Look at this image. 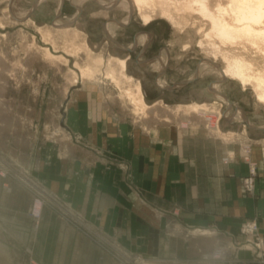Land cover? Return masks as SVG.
I'll return each mask as SVG.
<instances>
[{"label": "crops", "instance_id": "obj_1", "mask_svg": "<svg viewBox=\"0 0 264 264\" xmlns=\"http://www.w3.org/2000/svg\"><path fill=\"white\" fill-rule=\"evenodd\" d=\"M97 111L78 113L74 131L87 145H75L54 176L58 187L71 165L79 212L92 225L67 224L43 200L39 218L31 217L32 195L0 177V264H128V251L152 264H220L235 261L227 254L220 259V248L229 243L227 249L234 251L244 220H256L264 235V128L256 129L264 120L253 123L241 142L227 143L205 135V126L184 132L176 124L159 123L145 133L126 121L98 118ZM221 121L223 128L235 122ZM247 140L253 144L248 162L240 157ZM100 151L105 159L119 157L129 164L130 179L97 160ZM252 167L255 190L246 196L241 183ZM113 201L120 204L117 213ZM128 202L142 215L132 217ZM250 257L239 251L236 261Z\"/></svg>", "mask_w": 264, "mask_h": 264}, {"label": "rangeland", "instance_id": "obj_2", "mask_svg": "<svg viewBox=\"0 0 264 264\" xmlns=\"http://www.w3.org/2000/svg\"><path fill=\"white\" fill-rule=\"evenodd\" d=\"M37 1L0 0V22L3 24V27L0 26L1 182L3 183L8 179L14 180L19 189L32 195L33 205L29 211L31 217L39 218L34 213V206L37 200H43L44 204L56 212L67 224L88 226L92 224L83 217L77 206L79 190L75 181L76 178L72 176L71 165L67 174L62 177L63 182L58 183V187H55L56 181H54V176L60 173L61 160L66 162L68 158L72 157L75 145L78 146L79 143L87 145L84 142L87 140L82 137L79 138L74 131V121L78 113L85 114L87 110L91 113L95 107L98 110V118H105L115 123L120 120L126 121L129 126L141 127L145 133L150 130L152 125L159 123L178 124L177 126H180L181 120L172 118V123H164L158 122L152 116H149L147 120L138 119L132 114L131 105L121 98L119 90L101 74L97 75L93 81L86 83V89L91 90V92L80 90V79L77 86L70 87L67 80V69L74 68L75 62L83 64L85 56L80 54L77 57L68 58V65L63 66L45 61L41 54L36 52V46H44L36 31V26L47 25L53 28L52 24L56 16L54 10L57 4L56 0H47L37 7ZM102 1L106 5H99L94 0L83 3L81 5L82 11L75 21H72L71 18L77 10L70 1H65L59 17L63 24L72 21V25L84 33L93 56L101 55L105 59L109 55L119 58L127 56V74L141 83L148 104L155 102V100H161L167 105L189 104L191 102L211 104L216 101L214 100L215 97L209 95L208 92L212 91L210 90L211 85L219 80L217 75L214 73L197 75L198 66L206 57V52L198 46L199 35L191 31L188 33L189 29L183 32H175L170 24L162 19H156L150 26L144 27L138 17L133 14L127 26H119L114 30L115 34L112 40L118 44L115 45L110 40V36H107L106 24L115 21L121 22L127 12L115 6L105 9L108 4L113 2L112 5H114L119 0ZM27 19L32 22L23 23ZM143 32L150 35L147 44H137L132 48V51H126L124 47L132 45L135 38ZM55 40L57 51L61 52L62 41L60 37L55 36ZM188 42V48H184ZM162 49H167L169 60L164 68H159V71L152 65V60L160 56ZM162 69L163 71H161ZM101 70H104L103 66ZM159 77H162V80L167 83L166 88L157 86L156 82ZM189 78L192 80L181 85L178 89V86L188 81ZM89 85L91 86L90 89ZM221 91L222 93L225 91L223 94L229 99L230 104L225 105L217 100L218 105L216 107L221 112L218 125L223 133L233 132L234 135L226 137L228 140H225L224 137L223 139L211 132L209 133L203 122L196 123L193 119V122L190 120V124L196 123L193 126L197 128L205 126V135L221 141L234 143L239 140L241 142L246 137L245 134L250 127L244 120L245 118L233 120L235 121L233 124L228 122L226 128L221 126L223 122L221 119L228 120V117H234V114L241 109L246 118H249V122L254 125L253 123L264 120V106L256 102L249 87L244 91L236 82L230 81L222 84ZM65 92L67 93L65 94ZM90 103L91 106L89 107ZM229 106L231 111L229 108L227 109ZM184 127L186 126L182 124L180 129H184ZM237 127H240L239 132L236 131ZM99 132L97 129L98 137L101 134ZM252 145V140L242 142L240 157L243 160L246 154L250 157ZM246 147H249V151L245 154ZM102 152L96 153L97 160H106L104 163L107 166L122 169L121 171L126 173L125 179L127 180L130 177L128 175L129 164L119 157L105 159V154ZM51 176H53L52 179ZM243 195L248 196L247 194ZM119 205V203L112 202L113 210L116 213ZM126 209L132 217L142 215L133 202H128ZM145 219L152 223L150 216H146ZM250 220L254 219H246L239 226L238 235L243 237L240 239V243H246V240L251 239L248 235H242L240 232L242 225ZM201 232L209 233L207 231L197 233ZM112 238L114 239V237ZM239 244L236 243L233 252L227 249L228 246H231L229 243H225L220 248L222 255L227 254L228 258L232 257L235 260L234 262L224 260L225 262L220 264H256L252 259L253 249H247L251 255L249 261H236L238 259L237 253L242 247L238 246ZM246 245L248 244L246 243ZM128 252L132 254H128V264H147L149 262L142 261L140 259L143 258L141 254ZM136 254L137 257H135ZM131 260L134 261L130 262Z\"/></svg>", "mask_w": 264, "mask_h": 264}, {"label": "bare ground", "instance_id": "obj_3", "mask_svg": "<svg viewBox=\"0 0 264 264\" xmlns=\"http://www.w3.org/2000/svg\"><path fill=\"white\" fill-rule=\"evenodd\" d=\"M44 1L47 0H38L36 6L38 7ZM65 1H70L77 10L71 18L73 20L82 11L81 5L90 0H56L53 28L47 25L36 26V31L44 43V46H36V52L41 54L45 61L63 66L68 65V58L84 54L83 64L75 62L74 68L67 69L70 87L77 86L80 79V90L85 92L86 83L93 81L97 75L101 74L119 90L121 98L131 105L132 114L138 119L147 120L149 116H152L158 122L164 123L180 119L181 124L178 122L180 126L182 124L186 126L183 129L184 132H190L193 125L203 122L209 133L224 137L225 140H228L226 137H232L234 134L233 132L223 133L218 125L221 112L216 107L217 100L225 105L230 104L229 99L223 94L225 91L223 93L221 91L222 84L236 82L244 91L249 87L256 102L264 106V0H119L116 4L112 5V2L105 7L108 9L115 6L127 12L121 22L106 24L107 36L111 39L114 37V30L119 26H127L133 14L138 17L144 27L150 26L156 19H162L168 22L175 32L189 29L188 33L191 31L200 36L198 46L206 52V57L199 64L197 75L202 76L206 73L217 75L219 80L211 85L212 91L208 92L215 97L216 101L211 104L191 102L175 105H167L161 100L151 104L146 102L141 83L127 74V56L119 58L109 55L106 59L101 55L93 56L84 33L73 25L65 26L61 22L59 17ZM94 1L99 5H106L102 0ZM24 22L28 24L32 21L27 19ZM0 26L3 27L1 22ZM55 36H59L62 41L60 42L61 52L57 51ZM149 36L145 32L140 33L135 38V46L144 45ZM188 44L189 42L184 48H188ZM132 46L133 43L126 47L132 49ZM168 60L167 49H162L160 56L152 60V65L157 69L164 68ZM188 80L191 81L192 78ZM156 83L158 87H167L162 77H159ZM183 84L184 82L178 87ZM193 119L196 123L190 124V120L193 122ZM243 119L246 120L247 125L254 127L241 109L234 114V117H228V120L232 122ZM257 128L262 130L264 126ZM41 206L42 202L38 200L37 214ZM246 243L238 245L242 246L241 252L247 249L256 250L251 242L246 241Z\"/></svg>", "mask_w": 264, "mask_h": 264}, {"label": "built area", "instance_id": "obj_4", "mask_svg": "<svg viewBox=\"0 0 264 264\" xmlns=\"http://www.w3.org/2000/svg\"><path fill=\"white\" fill-rule=\"evenodd\" d=\"M249 147L245 148V154L249 151ZM244 161L248 162L249 157L246 154ZM255 178H256V170L255 168H250L248 175L243 177L242 179V193L251 195L255 190ZM38 218L39 215L36 214ZM242 235H248L249 238L246 241L251 242L256 250H253L254 257L252 258L256 264H264V236L259 233V223L256 220H250L242 225V230L240 231ZM256 242H254V241ZM258 241V242H257ZM238 242L237 244H239ZM252 254V255H253ZM220 259H224V255H219Z\"/></svg>", "mask_w": 264, "mask_h": 264}, {"label": "water", "instance_id": "obj_5", "mask_svg": "<svg viewBox=\"0 0 264 264\" xmlns=\"http://www.w3.org/2000/svg\"><path fill=\"white\" fill-rule=\"evenodd\" d=\"M80 9V8H79ZM80 11H81V9H80ZM77 17H78V15L77 16H75V18L72 20V21H75L76 19H77ZM69 22V23H66V24H64L65 26H67V25H72L73 24V22ZM110 38V37H109ZM110 40L112 41V43L113 44H115V45H118L114 40H112L111 38H110ZM135 47V43H133V46H132V48H134ZM124 49L126 50V51H128V52H130V51H132V49H128L127 47H124ZM190 81L188 80V81H186V82H184V84L185 83H189ZM257 130H261L260 128H256Z\"/></svg>", "mask_w": 264, "mask_h": 264}]
</instances>
